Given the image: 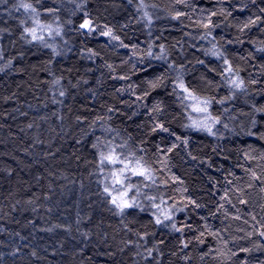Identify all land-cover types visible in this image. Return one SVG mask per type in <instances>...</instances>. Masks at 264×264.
<instances>
[{
  "label": "trees",
  "instance_id": "1",
  "mask_svg": "<svg viewBox=\"0 0 264 264\" xmlns=\"http://www.w3.org/2000/svg\"><path fill=\"white\" fill-rule=\"evenodd\" d=\"M140 3H0V264H264V112L255 111L264 109V0ZM85 11L97 25L91 34L79 29ZM255 16L262 22L242 32ZM209 17L216 27L203 26ZM106 27L119 42L100 34ZM225 60L242 89L222 79ZM177 75L212 101L215 136L185 127L203 114L177 99ZM159 76L162 86L151 88ZM158 123L168 131H154ZM97 137L144 158L156 184L141 191L158 208L141 196L140 207L114 214Z\"/></svg>",
  "mask_w": 264,
  "mask_h": 264
},
{
  "label": "snow or ice",
  "instance_id": "2",
  "mask_svg": "<svg viewBox=\"0 0 264 264\" xmlns=\"http://www.w3.org/2000/svg\"><path fill=\"white\" fill-rule=\"evenodd\" d=\"M7 0H0V3H6ZM39 2V0H37ZM71 2V0H70ZM129 4L133 3V0H128ZM185 0H177V3H184ZM253 3H255V0H252ZM18 7H22L25 12L34 13L35 17L33 19V23L37 24V26L40 29H43L45 26L39 24V12H37V9L33 7L31 3H22ZM77 10L82 9V5L80 3H77L76 5ZM143 0H141V3L139 5V8H143ZM138 8V10H139ZM240 11L244 10V6H241ZM262 12H264V8L260 9ZM46 13L49 15H52L59 11L58 8H47ZM227 15H231V12H228L226 9L224 10ZM216 13H212V15H215ZM182 13L179 11L176 13V15L173 17V19H179ZM145 18L148 19V23L151 24V19L148 17V14H144ZM261 17L255 16V18H249L247 22L243 24L241 27V31L245 28H248L252 25H255L257 23H260ZM205 28L208 27H216V25L211 21V18L209 17L208 23L203 25ZM49 28V31H52L51 26H47ZM79 29L84 30L87 33L91 34L93 32L97 31V25L93 21V19L90 17L89 13L87 11L84 12V18L83 22L79 24ZM55 34L59 35V29L55 30ZM101 35L108 37L110 41H120V38L116 36L113 33L112 28L106 27L105 30H103ZM210 34V33H208ZM24 35L25 36H31L32 40H44L43 35H37V28L36 27H25L24 28ZM120 46L127 47V45H124L122 42H120ZM162 54L161 56L156 57L157 59L163 58V45H161ZM261 51H264V49H261ZM213 55H216L217 58L222 55L218 50H213ZM149 55H152L151 52H149ZM11 62L9 61V64ZM201 63H203L201 61ZM225 65H228V61H224ZM111 67V66H109ZM169 69H171L173 66L170 64ZM236 74L233 72V69L231 65H228V67L225 68L224 73H222V79H226L228 81L230 88H235L237 90L243 88V80L239 79H232L233 76ZM120 79H126V77H119ZM58 83V81H57ZM149 86L153 89L162 86L163 83V77L159 76L155 80L148 81ZM176 89H179L180 92L184 93L183 96H180L177 94V99L183 103L184 101H190L189 104H185V108H191L193 112L196 113H202L203 114V120L201 121H193L191 125H185V127H192L195 128L198 131H206L209 135L215 136L217 133L213 132V127L219 123H221V120L219 117H213V115L209 112V106L212 103L210 99L201 98L197 96L194 92V90H190L189 87H187L181 78V76L177 75L176 77V83L173 88V92H176ZM64 93L61 92V95ZM145 97L148 95L147 92H145ZM142 99V97L137 96V100ZM220 104H224V100L217 101ZM112 109H109L111 111ZM154 111H160V106L156 105L153 109ZM256 112H264V109L257 108L255 110ZM191 119V117H189ZM252 124L255 126L257 124V121L255 118L252 119ZM227 127V125H225ZM156 128H159L160 130L167 132L168 129L164 127L162 123H158L154 127V131ZM249 135H253V133L249 132ZM179 140L180 138L177 137ZM185 145H187V140L185 139L183 141ZM177 145L173 144L172 148H175ZM94 148H97L99 152V164L97 165L100 173L103 175L104 184H103V193L108 198V203L111 204V206L116 210L114 214L116 215H123L126 209H133L140 207V205L137 203V200L139 197L143 196L145 199H147L152 203L153 207H159V205L155 204L156 197L153 195H149L146 192L141 191V185L143 187H150L151 185L156 184V178L153 173V169L147 164V162L144 160L143 157H137L134 152H128L125 153L123 151H118L119 149H123L124 145H116L113 146L111 141H101L99 137H97L96 144L93 145ZM172 148H169L168 151L171 152ZM166 165V161H165ZM134 178H137L134 180ZM253 179H256L257 177L253 174ZM175 181V177L172 178ZM148 182V183H145ZM164 201H161L163 203ZM188 203L194 204L195 202L192 200H189ZM241 203H245V201H241ZM196 207H199V205H195ZM173 208H175V205H173ZM180 211H183V209H178ZM172 217L170 215H166L165 219H171ZM237 219L239 217H236ZM162 221L159 219V217L156 218V224H161ZM172 228L175 231H182L181 228H177L176 224H172ZM51 231V229H49ZM203 235V233H201ZM260 235L264 237V232H261ZM143 239V237H141ZM203 243V241H200ZM184 247H188V244L185 243ZM247 251L246 249H244ZM35 255V253H33ZM149 255H151V250H149Z\"/></svg>",
  "mask_w": 264,
  "mask_h": 264
}]
</instances>
